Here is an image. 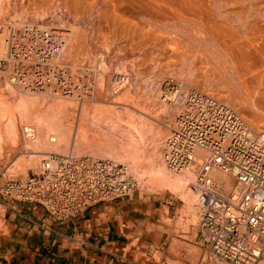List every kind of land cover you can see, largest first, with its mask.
I'll return each instance as SVG.
<instances>
[{
  "label": "bare ground",
  "instance_id": "obj_1",
  "mask_svg": "<svg viewBox=\"0 0 264 264\" xmlns=\"http://www.w3.org/2000/svg\"><path fill=\"white\" fill-rule=\"evenodd\" d=\"M47 2L50 3L46 4L50 8L44 6L47 11L37 12L38 8L35 6ZM18 5H22L21 8L27 10L23 11L30 14L36 9V12L32 13L34 18L27 22L22 20L17 22V19L10 20V17L6 16L10 21L3 23L6 21L4 19L6 13L9 10L12 13L14 11L10 7L15 8ZM33 6L34 8H31ZM49 9L50 11L53 9L51 19ZM43 18H48V22L38 23V20ZM54 18L59 21V25H64V22L70 23L69 28L63 30L62 26L52 23L56 22ZM263 34L264 0H0V58L13 65L12 69L6 68L12 92L18 90L23 92L22 95L33 96L35 94L32 93L45 95V92L49 91L52 95H57L55 98L62 99V101L54 99L56 101L52 104L59 108L58 112L54 109V114H47V110L40 111L38 108L39 104L43 103L41 98L44 96L41 94H39L41 97L37 95L32 98H16L13 103L10 98L0 95L1 104L4 105V108L0 106V157L6 151L18 149L22 154L27 153L28 161H36V158L45 157L49 153L66 155V152L60 151L62 146L67 149L71 147L73 150V145L78 147L87 145L88 149L92 148L105 157L101 159L118 162L126 166L128 172L130 169L134 170L133 180L137 188L140 186L141 189L150 191L169 190L180 195L183 193L188 201L185 215L192 214L195 218V202L192 204V201L193 197L196 200L193 185L196 182L197 169L181 172L168 169L163 158V146L167 139L165 133L173 126L176 116L172 117L171 123L168 122L171 120L170 116L167 117V121L162 122L155 117L156 115L153 117L148 112L150 115L148 116L144 112L146 105L138 107L139 100L131 93V80L135 81L138 73H135V76L125 66H119L116 67V72L109 82H106L101 71L104 72L109 66L101 55L96 68L93 66L91 69L87 68L90 71L93 69L92 72L99 75L98 78L96 76V84L99 87L94 89L93 94L96 96L94 99L90 97V100L102 104L91 106L94 107L93 112H97L101 118L98 116L93 118V114H90L91 118L88 117L90 120L86 119L90 107L85 108L86 111L84 109L85 114L81 112L83 109L79 108L80 115L85 116L80 117L76 114L77 120L80 117V121L72 125L67 124L65 118L60 116L59 111L64 110L63 113L67 111L64 107L68 101L64 102L63 99L69 98L74 105L73 108L79 101H89L87 95L90 92L88 86L90 83L86 85L88 82L83 84L76 81L75 77L72 79L73 76L70 77L68 73L72 69L66 71L67 69L61 70L58 67L72 63L73 69L81 68L82 65L78 63L81 59H78L81 49L100 42L105 45L109 42L113 47L138 50L130 52L131 57H134V63L144 59H150L160 65L173 60H180L182 63L184 61V66L178 69L180 72L178 75H185L193 80L203 71L204 75L201 74L206 79L213 77V83H217L214 86L223 95L225 102L218 100L231 107L233 99V104L242 114L243 109L248 108L251 115H244L249 122L244 120L254 133L264 134V130H261L264 127V117L251 110L252 105H257L261 112L264 111ZM203 60L207 67L199 65L204 63ZM3 69L5 70V67ZM34 81L38 83L34 84ZM181 83L186 88V85ZM187 88V91L189 89L202 91L196 87ZM106 90L111 94L109 100L103 98ZM250 90L254 95L257 94V97L254 98ZM182 93L173 100L176 108L181 106L180 110L184 102V92ZM85 103L87 106L89 102ZM115 105H120V108L116 110ZM51 110L53 111L52 108ZM134 110L140 112L138 115L141 116L138 119L136 115L138 112L135 113ZM31 116L32 119L35 117L34 122L31 119L26 120ZM23 121H31L33 124L30 122L27 123L29 125H23ZM153 121L156 123L154 127ZM30 125V129H25ZM147 126H152L150 130L153 132L150 130L145 132ZM148 131L152 133L149 141L145 139ZM140 140L143 142L147 140V145L142 146ZM69 153L73 154V151ZM85 154L92 155L90 152ZM197 154L203 159L207 153L198 150ZM14 165L11 167H15ZM211 178L228 189L230 182L225 173L214 169ZM218 259L220 261L217 260V264L229 263Z\"/></svg>",
  "mask_w": 264,
  "mask_h": 264
},
{
  "label": "built area",
  "instance_id": "obj_2",
  "mask_svg": "<svg viewBox=\"0 0 264 264\" xmlns=\"http://www.w3.org/2000/svg\"><path fill=\"white\" fill-rule=\"evenodd\" d=\"M167 86L164 99L173 103L183 94V84L170 79ZM198 150L207 153L205 158ZM163 158L173 172L197 169V231L210 253L230 264H264V134L254 133L238 112L214 96L189 89ZM214 169L229 177L228 189L211 178ZM136 190L126 166L71 153H49L36 172L25 179L9 177L0 185L2 194L56 217L73 216Z\"/></svg>",
  "mask_w": 264,
  "mask_h": 264
},
{
  "label": "crops",
  "instance_id": "obj_3",
  "mask_svg": "<svg viewBox=\"0 0 264 264\" xmlns=\"http://www.w3.org/2000/svg\"><path fill=\"white\" fill-rule=\"evenodd\" d=\"M172 213L164 197L137 190L70 217L0 192V264H155L169 247Z\"/></svg>",
  "mask_w": 264,
  "mask_h": 264
},
{
  "label": "rangeland",
  "instance_id": "obj_4",
  "mask_svg": "<svg viewBox=\"0 0 264 264\" xmlns=\"http://www.w3.org/2000/svg\"><path fill=\"white\" fill-rule=\"evenodd\" d=\"M40 4H38L37 6H35V8H38L37 9V12L46 10V8L49 7L46 4H50V3H48V2L47 3H43V5L42 4L40 5ZM18 6H15V8L13 6L14 9L10 7V9L14 10L15 13H14V11L12 13V11L9 10L6 13L5 17L6 16L7 17L9 16L10 17V20L11 19H14V20L17 19L16 20L17 22H21L20 20H22L24 22L25 21L27 22V21L31 20L32 18H34L33 17L34 15H32V13L34 14L36 12V9H34L35 11L33 10L34 11L33 12V11L30 10V8H27V9H29L31 11V14H30V12H28V13L27 12H24V11H27V10L22 9L21 8L22 5L19 6V8H18ZM31 8H34V6L31 7ZM50 10L51 9H49V11ZM46 11H45V13H46ZM52 11H53V9H52ZM52 11H50V15H49L50 16L49 17L50 19L52 18V15L51 14H53V13H51ZM20 12H21V14H20ZM17 16H19V17H17ZM5 17H4V19L6 21L5 22L3 21V23H9L10 20L7 17L6 18ZM48 20H49L48 18H43V20L42 19L38 20V23H42L43 22V24H45L46 22H48ZM54 20L56 22L50 21V23L51 22L52 23H57L58 26H62V29L63 30H66V29L69 28L68 25H70V23L67 24L66 22H64L63 23L64 25H62V24L59 25L58 24L59 21L56 20L55 18H54ZM249 37H251V36L249 35ZM263 41H264V34H263ZM87 46H84L85 48L83 47L84 52H83V49H81V54L78 57V59L81 58L79 60L80 62H78L79 64L82 65V66L80 65L81 68H77V69L75 68L76 70L73 69L72 68V65H71L72 63H68V65L67 66H64V67H62V66L61 67H58L61 70H62V68L64 70L67 69L66 71H68L69 69H72V71H74V72H72L71 70H69L71 72H68L71 75L70 77L73 76L72 79L75 77L74 80L80 81L83 84H86V82H88L86 85H88L90 83V85H88V86H89L90 92L92 91L91 92L92 95L90 94V92L88 94V95H91V96H88L87 95V99H89V101H87V100H84V101L82 100V102L79 101V103H77L75 105V107H74L75 109L73 108L74 105L71 103L72 101H70L69 98L68 99L67 98L66 99L65 98L63 99L64 102L66 100L68 101V102L66 101L68 104L66 105V107H64L65 110L67 109V111H66V113L65 112L63 113L62 111H64V110H61V111H59V113H61L60 116H62V118H65V121H66L67 124L74 125L76 122L80 121V117H84L85 116V115H80L81 112L82 113L84 112V109L85 108L86 109L89 108V107L91 108V109L90 108L88 109V110H90L89 111L90 113L88 112L89 115L86 113L87 114V116H86L87 118L86 119H89L90 120V118H91L90 117V114L91 115L93 114L92 115L93 118H95L96 116H98L97 115V112L96 113L93 112L94 109H92V108H94V107H91V106H94V104L96 106H99V105H102V104H97L96 101L95 102L94 101L91 102L90 97H93V99H94L95 96H96V95L93 96V94H94V89H96L97 87H99V85L96 84L97 83L96 76L98 78L99 75H95L94 74L95 72H92L93 69L90 71V70H87V68L88 69H91L90 67H92V66H93V68L94 67L96 68V66L98 64L97 62H99V60L101 59V55L104 57L105 62L108 63V66H109V67L107 66L108 68H106V70L104 72L101 71L102 73H104L103 76H104V79H106V82H109L108 80L116 72V70H115L116 67H119V66H121V67L122 66H125L135 76L138 73L137 74V77H136L137 79L135 81L134 80H131L132 81V87H131V89H132L131 91L132 92L131 93L134 94V98L136 97L135 99L138 98L137 99V100H139V103L137 104V105H139L138 107H142V106L144 107L146 105L145 106L146 107L145 108L146 110L144 112L148 116L151 115V116L154 117L156 115L155 117L159 121L165 122V120L167 121V117L170 116L171 117V120H169V118H168V120H169L168 122L171 123V122H173L172 119L174 118V116H177L178 115V112L180 111L179 108L181 106L179 108H176L175 107V106H177L176 104H173L172 103V105H171L170 102H168V101H166V100L163 99L164 96L165 95H168L169 92H170V89L167 86V82L170 79H173L174 81H181V82H183L186 85V88H184V91H183L184 93H186V91L188 89L187 88L188 86L189 87H196V88H199L202 91H205V92L213 95L217 99L225 102L224 101L225 99H223L224 98L223 95L220 94L219 91L217 90V87L214 86V84H215V83H213V79L214 78L213 77H210L209 79H206L205 76H203L204 75L203 74V71H201V73L203 75L200 73V75H202L203 77L199 75V77L197 76V77L193 78V80L190 79V78H188V77H186L185 75L184 76L178 75V74H180V72H178L179 71L178 69H179V67L184 66V61L182 63V61H180V60L179 61L178 60H173V61H170V62H166L164 64H161L162 65L161 66L159 63L157 64V62L155 64L154 63L155 61H152L150 59H148V60L147 59H144L143 61H141V60L137 61L136 63H138V64L136 65V63H134V61H133L134 60V57H131V55H130L131 53L130 52H138V50L133 51L132 49H125V48H122V47L121 48L120 47H113L112 45H110L109 42H107L106 45H105V43H102L101 44V42H100V43H94V44H92L91 47L90 46L87 47ZM99 48H100V50H99ZM93 49H95V50H93ZM127 51H129V52H127ZM84 53H86V54H84ZM103 53H104V55H103ZM91 55H92V57H91ZM129 58L131 59L130 60L131 62L129 61ZM0 62H1L0 63V95H2L5 98H10V101L12 103L16 101V98L17 99H20V98H32L34 96L37 97V95H38V97H41V95H42V96H44V97L41 98L42 99L41 101H43V103L41 102L42 103L41 104L39 102L40 103L39 105L41 107L38 106V108L40 109V111H46L47 110L46 111L47 114H54L55 111L58 112L57 110L59 108L57 109L52 104L57 99H61V97L60 98L59 97L58 98H55V97H57V95L54 96L49 91L48 92L46 91L45 92V95L43 93H32V94H35L33 96H31V95H22L23 92L18 91V90L17 91L14 90V92H12L11 86L9 85L10 83H9V80H8V78H10V77L8 76V78H7V75H8L7 74V72H8L7 69H10L11 67H13V65H9V64H12V63L11 62H8V61L6 62L4 59H1V58H0ZM202 62L205 63V60H203ZM2 63L4 64V66H2L3 65ZM204 63L202 65L201 64H199V65L202 66V67H207L208 66V65H206L207 63H205V64ZM5 64H7L8 67ZM142 64H144V65L146 64V65L144 66ZM204 65H206V66H204ZM135 66H138V67L136 68ZM4 67H5V70L3 69ZM82 67H83V69H82ZM140 69H142V70H140ZM143 69H145V70L143 71ZM87 72H88V74H87ZM71 73H73V75ZM87 75H89V76H87ZM84 76L86 77V79H85ZM89 77H91V78H89ZM87 78H88V80H87ZM137 80H138V82H137ZM5 82H7V83H5ZM5 84H6V86H4ZM2 86H4V88ZM5 88H7V89H5ZM252 89L253 88L251 87V90ZM251 90H250L251 95L254 98H255V96L257 97V94L254 95V93ZM10 93H14V94L11 95ZM39 94H41V95H39ZM103 94H104L103 95L104 96L103 97L104 100L107 99L108 97L110 98V95L111 94H109L107 92V90L104 91ZM14 98H15V100H14ZM109 98H108V100H109ZM54 99H56V100H54ZM49 101H51V102H49ZM57 101H62V99L61 100H57ZM85 101L87 103L89 102L87 106H86ZM233 101L234 100L232 99V103H231L230 106L233 107L237 112H239V114H241V116L246 121H248V118L244 114L251 115V112L249 111V109L248 108L243 109L244 110V114H242L239 111V109L233 104ZM81 103H83V104L85 103L84 106H83V104L80 105ZM89 104H90V106H89ZM149 104H151V105L148 106ZM227 104L229 105L230 103H227ZM0 106H1V108H4V105L1 104V101H0ZM119 106L120 105H115L114 108L116 110H118L120 108ZM50 107L53 109V111L51 110ZM38 108H37V110H38ZM79 108H81V110L82 109L83 110L80 112ZM258 108H259V106H257V105H255V106L252 105L251 106V110H254L258 114H260L262 117H264V111L262 110V112H261V110H259ZM54 109H55V111H54ZM86 109H85V111H86ZM137 109H139V108H137ZM75 110H76V112H75ZM37 112H39V111H37ZM134 112L135 113L138 112V113H136L137 119H138V117L141 116V115H138V114H140V112L138 110H136V111L134 110ZM148 112L151 113V114L149 115ZM76 114L77 115L78 114L80 115V117H79L78 120H77V117L78 116ZM84 114H85V112H84ZM32 116H31V118L26 119V120H30L31 119V121L34 122L35 117L32 119ZM88 117H90V118H88ZM98 118H101V117L98 116ZM31 121H27V122L26 121H23V125H26L27 123L30 124ZM32 122H31V124H33ZM87 122H88V120H86V123ZM153 123L154 124H152V125L154 127V125H156V123L154 121H153ZM29 124H27V125H29ZM148 127L149 126L146 127L145 132H147V130H150V127H152V126H150L149 129H147ZM30 128H31V125L28 126V127H26L25 129H30ZM167 130L168 131H166V133H165V138L169 134V130L170 129H167ZM261 130H264V127H263V129L261 128ZM150 131H148L149 137H147L148 135L145 137V139L147 138L148 141H149L150 136L152 134L151 132H153V131H151V132ZM257 132H259V130ZM145 134H147V133H145ZM140 141H141V145L142 146L147 145V142L148 141L147 142L145 140H144V142H143V140H140ZM164 143H165V141H164ZM86 146L87 145H83L81 147H78L77 145H75V146L73 145L72 146L73 150H71V147H70V149L69 148L67 149L64 146H62V147H60V151L66 152V154H68L69 152L73 151V154H76L77 153L78 155H80V154L83 155V154H85V152L86 153H89L90 152V154L94 155L95 157L105 158L104 156L96 153L94 149H92V148L88 149V147H86ZM148 147H149V145H148ZM20 152H21V150L13 149V150H10V151H6L5 154L0 157L1 158L0 159V171H1L0 185L3 184L6 181V179L9 178V177H14V178H19V179H25L28 176L27 174H31L32 172H36L37 171V169H38V167H39L42 159L44 158V156H41V157H39V159L36 158V161L35 160L28 161L27 160V156H28L27 153L22 154ZM49 152H52V151H49ZM33 163H35V164H33ZM13 164H15L14 165L15 167H11ZM121 164H124V163H121ZM129 171L132 174V176L135 177V171L134 170L131 171V169ZM137 191L144 192L147 195L148 194H151V195H155V196L164 197V199H166L168 202L172 203V207H173V213L172 214L173 215L174 214L176 215V218L173 219L172 221L168 220V222L172 223V225H173V230L170 231V235H169V239H168V242L170 243L169 244V247L166 249L167 246L163 245L164 249H166L165 250L166 251V254L159 253V252H156L154 254V257H153L152 261H154L155 264H164V263L161 262V259L163 257L165 259V264H217V260H219V259L217 257L213 256L210 253V251L208 250V248L206 247V245L200 240V238L198 236H196V233H197V223H198V217H197V214H196V210L193 209V211L195 210L194 211L195 218H194V216H192V214H189V215L186 214L185 215V213H186V210L185 209H188V205H187L188 203H186V202H188V201H187V198L185 197V195L183 193H181V195H180V193H172L169 190H165V191H150V190H146V189H141L140 186H138ZM193 195H194V193H193ZM194 202H195V198L193 197L192 204H194ZM175 223H177V224H175ZM161 250H163V249H161ZM224 263H226V262H224ZM227 264H230V263H227Z\"/></svg>",
  "mask_w": 264,
  "mask_h": 264
}]
</instances>
